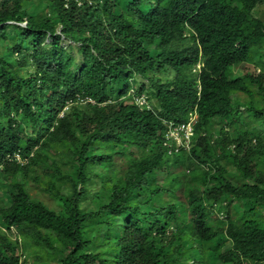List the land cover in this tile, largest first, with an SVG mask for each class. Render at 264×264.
<instances>
[{
	"label": "trees",
	"instance_id": "trees-1",
	"mask_svg": "<svg viewBox=\"0 0 264 264\" xmlns=\"http://www.w3.org/2000/svg\"><path fill=\"white\" fill-rule=\"evenodd\" d=\"M261 4L0 0V264H264Z\"/></svg>",
	"mask_w": 264,
	"mask_h": 264
},
{
	"label": "clouds",
	"instance_id": "clouds-1",
	"mask_svg": "<svg viewBox=\"0 0 264 264\" xmlns=\"http://www.w3.org/2000/svg\"><path fill=\"white\" fill-rule=\"evenodd\" d=\"M86 2H90V0H85ZM68 5L65 4V8H67ZM89 103L93 102L91 100H88ZM136 104L138 106H144L146 104V99L141 97L140 99L136 100ZM197 112H193L190 114L189 119L186 122L183 123H175V122H163V125L165 126V132L163 134V148L167 151V155L169 156L170 153H172L173 150H176L181 147L187 148L191 137L194 134V127L197 122ZM176 132V136H171L172 132ZM175 137V138H174ZM171 147H174L173 149Z\"/></svg>",
	"mask_w": 264,
	"mask_h": 264
},
{
	"label": "rangeland",
	"instance_id": "rangeland-1",
	"mask_svg": "<svg viewBox=\"0 0 264 264\" xmlns=\"http://www.w3.org/2000/svg\"><path fill=\"white\" fill-rule=\"evenodd\" d=\"M253 15L255 16V17H257V18H260V19H262V20H264V4H261L260 6H258L257 8H256V10L254 11V13H253ZM251 72V69L249 70V68L247 67V66H244V65H241L240 67H238L237 69H236V71H235V75L236 76H243V74H245V73H250ZM242 96H238V97H236V102L239 104V106H241V107H243V102H242ZM245 105H247V104H249V103H244ZM244 108V107H243ZM189 147V145L187 146V148ZM2 182H4V180L2 179L1 180ZM37 193L40 195V196H44L43 194H41V193H39L38 191H37ZM40 199L41 200H43V201H46L47 203H49L48 202V200H47V198H45V197H40Z\"/></svg>",
	"mask_w": 264,
	"mask_h": 264
},
{
	"label": "built area",
	"instance_id": "built-area-1",
	"mask_svg": "<svg viewBox=\"0 0 264 264\" xmlns=\"http://www.w3.org/2000/svg\"><path fill=\"white\" fill-rule=\"evenodd\" d=\"M177 135V133L174 131V132H172L171 133V136L173 137V136H176ZM175 138V137H174Z\"/></svg>",
	"mask_w": 264,
	"mask_h": 264
}]
</instances>
